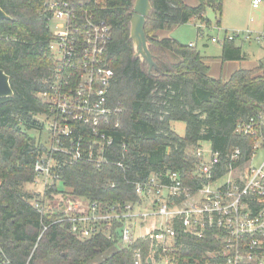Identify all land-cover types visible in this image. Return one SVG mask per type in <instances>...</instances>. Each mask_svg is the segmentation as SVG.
I'll use <instances>...</instances> for the list:
<instances>
[{
	"label": "trees",
	"instance_id": "1",
	"mask_svg": "<svg viewBox=\"0 0 264 264\" xmlns=\"http://www.w3.org/2000/svg\"><path fill=\"white\" fill-rule=\"evenodd\" d=\"M44 1L0 0V8L10 17L0 20V70L8 75L13 92L0 98V250L13 264H134V250L141 248L146 256L145 240L136 239L129 248L120 249L117 222L108 233L76 236L68 222L51 223L50 218L61 216L59 212L41 220L29 205L33 196L22 191L24 184L34 181V163L46 151L40 137L30 135L31 130L42 129L36 116L47 112V105L37 95L48 88L53 67ZM73 1H88L98 19L110 27L106 57L114 77L109 100L112 108L120 109L113 120L117 122L112 131L113 153L123 168L104 165L98 169L57 152L54 171L70 191L67 194L102 208L136 202L132 183L167 171L180 173L188 186H199L203 180L192 175L197 161L193 150L198 145L207 144L221 153L251 145L235 129L264 101V59L223 81L209 76L206 57L195 45L155 35L192 19L208 27L207 8L220 15L222 0H191L194 5L185 0L150 1L144 32L160 74H149L147 64L133 57L129 35L134 0ZM100 1L105 4L99 6ZM219 59L225 63L246 60V56L234 40H225ZM173 122L184 123L183 135L172 129ZM48 192L59 193L54 187ZM213 234L196 238L179 232L172 264H221L219 257L208 255L218 248ZM158 256L150 264H161Z\"/></svg>",
	"mask_w": 264,
	"mask_h": 264
},
{
	"label": "built area",
	"instance_id": "2",
	"mask_svg": "<svg viewBox=\"0 0 264 264\" xmlns=\"http://www.w3.org/2000/svg\"><path fill=\"white\" fill-rule=\"evenodd\" d=\"M260 3L252 0L251 6L258 9ZM43 7L49 22L62 23L60 31L51 32L48 45L53 62L50 84L37 95L47 105L45 127L50 141L57 145L53 150L94 168H123L113 153L112 131L117 124L111 123L120 109L112 108L109 100L114 77L106 57L110 27L98 19L88 1L45 0ZM251 36L248 32L244 39ZM235 38L237 35L225 36L222 41L211 38V42ZM254 39L264 40V35ZM235 133L249 138L251 145L225 153L202 144L194 149L197 161L192 175L203 180L199 186L186 185L175 171L152 173L146 180L132 183L136 202L104 209L96 202L67 194L61 209L49 211L61 214L53 223L68 222L73 234L88 238L108 233L117 222L120 249L129 248L136 239L148 242L146 256L140 248L133 251L134 264L153 263L156 254L161 264H169L167 251L176 250L179 232L196 238L214 233L218 248L208 255L219 257L221 264H264V101L237 124ZM90 137L93 140H88ZM121 148L126 150L124 142ZM257 152L262 153V159L254 165ZM56 165L53 156L49 160L39 156L34 172L47 179ZM28 202L37 213L45 214L43 204L35 199ZM0 264H13L1 250Z\"/></svg>",
	"mask_w": 264,
	"mask_h": 264
},
{
	"label": "rangeland",
	"instance_id": "3",
	"mask_svg": "<svg viewBox=\"0 0 264 264\" xmlns=\"http://www.w3.org/2000/svg\"><path fill=\"white\" fill-rule=\"evenodd\" d=\"M185 1L191 2V0ZM251 1L252 0H222V11L220 15L218 12L207 8L205 16L208 20V27L205 26L206 22L203 24L198 19H192L188 23L180 25L170 31V36L183 45L196 43V48L201 54L209 59H218L221 54L222 43H213L211 42V38H218L222 41L225 36L234 37L237 35V38L234 39L235 45L240 47L242 52L245 54L246 62L244 64L246 67H251L255 63L257 64L258 60L262 58L264 59V40L256 41L254 39V36L260 34L264 35V0H261L258 9L252 8ZM135 3L136 0H134V5ZM98 4L99 6H102V4L105 3L100 1ZM49 29L53 33L58 32L62 29V23L52 20L49 22ZM198 29L200 30L199 34ZM248 32L252 36L250 40H245L244 37ZM36 119L42 123V129H37L35 131L31 130L30 135L37 138L40 137L41 143L46 148V151L40 156L49 160L51 156H54L55 153H57L53 150L54 148H57V145L55 142H51L48 137V132L45 127V114L36 116ZM113 120L114 117L111 124L116 125L117 122H114ZM172 129L178 135H183L185 125L183 122H173ZM88 140H93V138L90 137ZM82 146L83 148H86L85 143H83ZM203 146L204 148L210 147L207 144H203ZM261 159L262 153L257 152L252 160V163L257 165L261 162ZM55 167L56 166L52 168L53 175L51 177H47L46 179L44 175L36 173L34 181L32 183L24 184L22 187L23 192L32 195V199H35L39 203L43 204L45 214H39L41 220L49 218L51 215L49 211H56L58 208L61 209L63 207V203H65L68 199L66 198L67 193H70V191L60 182L57 173L54 171ZM51 187H54L59 193L54 195L49 194L48 189ZM68 210H71V206L68 207ZM50 220H52L51 223H53L56 218H50ZM167 255L168 259H170L168 263L172 264V260L176 255V250L167 251Z\"/></svg>",
	"mask_w": 264,
	"mask_h": 264
},
{
	"label": "water",
	"instance_id": "4",
	"mask_svg": "<svg viewBox=\"0 0 264 264\" xmlns=\"http://www.w3.org/2000/svg\"><path fill=\"white\" fill-rule=\"evenodd\" d=\"M151 0H136L131 13L130 20V40L132 41L134 58H139L148 66V73L152 71L160 74L157 65L154 63L152 54L149 50L148 40L144 34L146 17L151 10ZM10 17L0 8V20H9ZM13 95L9 77L0 70V98L11 97Z\"/></svg>",
	"mask_w": 264,
	"mask_h": 264
},
{
	"label": "crops",
	"instance_id": "5",
	"mask_svg": "<svg viewBox=\"0 0 264 264\" xmlns=\"http://www.w3.org/2000/svg\"><path fill=\"white\" fill-rule=\"evenodd\" d=\"M191 4L194 5L195 3L192 2ZM172 30H170V31H172ZM170 31H158L155 33V35L159 39L171 37ZM190 44L196 46V43L195 44L190 43ZM245 62H246V60L230 61V62L222 63L221 60L219 59V57H218V59H209L208 57H206V60H205V63L209 66V73H208L209 76L212 78H215V79L221 78L223 81H226L230 77V75L238 69H252L257 65L255 63L251 67H246V65L244 64Z\"/></svg>",
	"mask_w": 264,
	"mask_h": 264
}]
</instances>
